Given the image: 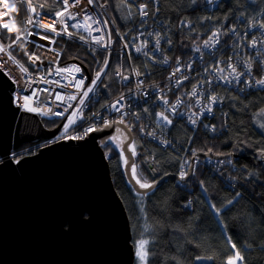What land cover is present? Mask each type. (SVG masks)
<instances>
[{"label":"trees","instance_id":"16d2710c","mask_svg":"<svg viewBox=\"0 0 264 264\" xmlns=\"http://www.w3.org/2000/svg\"><path fill=\"white\" fill-rule=\"evenodd\" d=\"M32 1L44 5L43 11L47 14L59 8L57 0ZM140 3H147L149 11L153 10L151 0H135V4ZM12 5H15L11 7L15 22L19 25L25 14L24 6L18 3ZM157 6L160 7L157 16L166 24V31L172 40L170 55L184 59L208 34L222 27L227 30L237 16L241 15L249 21L262 13L264 0H211V3L209 0H196V3L192 0H160ZM104 11L116 32H124L137 20L136 9H131L132 15L129 17L130 9L122 6L121 0H107ZM261 18L264 20V13ZM181 21H186L187 26ZM8 33V30H4L1 39ZM57 47L62 52L60 65L77 62L86 72H90L91 62L84 48L62 40L57 43ZM14 53L19 57L18 50ZM133 57L131 61L134 66L142 72L151 73L152 68L146 62L139 56ZM120 63L119 55L112 54L109 78L104 80L110 87L99 89V104L122 91L123 88L114 79V71ZM151 74L148 82L157 81L158 76L153 72ZM220 94L225 100V115L216 113L211 119L216 131L193 134L187 126L175 122L169 132V139L177 149L163 150L133 131L137 146L134 158L142 178L146 176L154 180L144 166L148 165L145 160L150 158L159 160L156 165L159 178L177 175L182 160L188 158L191 162L195 150L211 148L209 154L220 157H202L200 155L204 151H197L196 155L208 164L193 160L195 175L191 172L185 182L165 179L154 191L148 192L143 200L145 211L142 219L136 218L141 204L138 194L126 180L120 151L111 143L108 146L110 152L103 147L114 188L129 219L133 246L139 231L146 230L145 238L150 241L146 246L149 264H226L236 250L244 257L243 264H264V161L258 156L259 150L264 149V130L255 125V113L264 108V91L239 95L223 88ZM42 123L46 128L56 125L48 121ZM23 148L26 147L21 145L11 152ZM201 181L205 184L206 192L201 189ZM225 181L235 187L226 186ZM236 192L241 194L239 202L224 207ZM188 201H192L191 207H185ZM212 204L222 209L220 216L213 211ZM231 244H235L236 249L230 251ZM200 257L211 259L205 258V262L200 261Z\"/></svg>","mask_w":264,"mask_h":264},{"label":"water","instance_id":"95a60500","mask_svg":"<svg viewBox=\"0 0 264 264\" xmlns=\"http://www.w3.org/2000/svg\"><path fill=\"white\" fill-rule=\"evenodd\" d=\"M13 91V82L0 72V264H135L129 219L101 143L114 133L54 143L14 162L12 150L52 137L60 125L47 129L37 115L20 111ZM124 134L121 147L127 148L133 133ZM144 166L156 186L168 178L180 180L157 178L149 164ZM124 173L137 193L125 166Z\"/></svg>","mask_w":264,"mask_h":264},{"label":"snow or ice","instance_id":"6c2138e0","mask_svg":"<svg viewBox=\"0 0 264 264\" xmlns=\"http://www.w3.org/2000/svg\"><path fill=\"white\" fill-rule=\"evenodd\" d=\"M87 5L91 6L92 8H104L107 5V0H104V3H101V0H86ZM193 3H196V0H192ZM211 3V0H209ZM26 3V11L31 13L28 16V19L21 24V28L24 29L23 32L17 34L15 37H8L6 41L0 40V54L6 55L7 60L10 61L13 65L17 66L19 68L20 73L22 74L19 78L12 75V72L5 68L4 65L6 61L2 58H0V72H3L5 75H7L13 82V84L17 85V89L14 90L13 95V104L17 108H23L27 112L36 113L40 115H48L49 112L52 113L53 116L57 117H63L65 119V123L62 126V133L64 134V139L67 140H82L88 137L91 133L97 132V131H105V130H111L112 133L108 137L101 138L102 146L105 147L109 152L111 151V148H109V143L116 141L117 137L120 135H123L124 130H127V132L130 134L132 131V125L129 123H126L125 117L127 113L123 110L122 101L124 99L123 95H120L113 103L104 105L106 109H111L113 112L119 113L118 117H114L112 120H105L101 118L98 124H89L88 127L83 128L82 132L77 133L76 135H69V130L73 129L74 126L78 123L79 120H83V111L86 107V101L90 100V94L97 95L99 92V89L101 87L109 88L110 85L105 84L104 80L109 78L110 74V58L112 53L108 52L107 49L111 48L113 40H112V31L109 30V23L108 20H102L98 17H93L88 13V10L86 8H80L78 12H73L71 9L77 8L81 5L82 0H58L59 8L58 9H52V13L55 17L54 20H52L51 23H45L44 22V14L43 9L44 5H33L28 0H25ZM122 6L127 7L130 9L129 11V17H131L132 12L131 9L135 8L136 11L139 14V19L141 25H147V19L146 18H152V19H158L157 13L160 12V7L157 6L160 3V0H151V4L153 5V10L149 11V5L147 3H140L135 4V0H121ZM37 7L41 9V11H37ZM0 15L7 16V12H4ZM79 18V19H78ZM68 21H73V23L69 24ZM91 21V23H89ZM182 24L187 26L186 21H181ZM57 24H59L61 27L58 29ZM92 25H96L95 28L92 27ZM30 26V27H28ZM5 30L10 31L8 23H3L0 25ZM259 28L264 29V23L258 25ZM41 29L44 30V32H41ZM70 29H73L75 31H70ZM83 29V32L81 31ZM232 35L239 36L240 34L237 32L236 28H231L228 30ZM51 32L54 35L49 36L45 33ZM87 32L88 35H84L83 33ZM93 32H100V33H106L108 42L103 43L104 36L101 35L99 37L93 35ZM120 40L123 41V49L125 50V56L127 60L131 61L134 59L132 55V51H129L131 48L136 53H142L147 61H150L152 63H155L157 59H160L158 57H154L152 54L159 53L161 51V40L163 39L166 44L171 46L172 40L170 37H162L159 32L152 33L148 32L147 36L154 37V42H151V48H149L150 41L143 40L140 44H137L136 42L140 40L141 37L145 36V32L143 30L138 29L137 34L129 35L128 32H124L122 35L119 31L116 33ZM220 33L216 32L212 34V38H215V42L219 43V37ZM264 35V33H262ZM60 36H67L69 39H72L73 37L78 38L80 41H83L84 43H93L96 45H99L100 48L105 49V54L102 60H96V63H100L101 67L99 69H93L94 76L91 79L90 83H87V86L85 87L86 82L88 81V77L84 75L83 69L78 64H72L67 66H60L59 59L62 55L61 51H57L54 48L48 47V45H55L57 43L56 37ZM31 37H36L37 39H31ZM247 32H245L244 36H241L240 39L245 40L244 47L248 48L251 47L253 49H256V56L260 55V49L257 46L256 40H247ZM210 38V39H212ZM39 40H44L48 42V45L40 44L38 43ZM24 45V55L28 57L29 60L36 59L40 60L39 55L37 54L38 50H44L46 52H54L55 53V63H49L47 65V72H44V65L41 63V65L38 66L36 69V72L44 73L43 75H36L35 72H29V66H27L25 63H22L20 59L17 58V56H14L12 53L17 45ZM261 44H264V41H261ZM31 45V51L28 50V46ZM209 46V41H205V47ZM239 45L237 44V48ZM144 49H148V51H144ZM92 55L96 56V49L90 50ZM197 52L200 51L199 48L196 49ZM75 59H79V57H74ZM232 57L229 58L231 60ZM161 63L168 64V59L166 56H164L161 60ZM255 59L253 58V54H249V59L245 61L244 64V71H238L237 67L233 65L232 63L227 64V68L231 69L230 75L232 76V79H229L228 76L219 75L220 73H223L225 71L224 68H212V69H206V73L208 72H216L218 74V78L220 80H223L225 84H242L244 87L251 88V87H258L261 90H264V75H259V78H256L253 75V69L252 64L255 63ZM176 63V69L174 72L171 73L169 76V80L175 82V86L179 88L185 79H188L187 76H184L181 78V76H178L177 73H180L182 71L180 67V60L177 59L175 61ZM259 65L261 66V72H264V59H261L259 61ZM187 67L190 69L191 65H187ZM63 73H75L78 75H72L71 79L68 80L67 84H61V80L67 79V77L63 76ZM36 76L35 79H32L33 76ZM55 75L57 77H60L59 80H48V76ZM115 75L117 77L118 81H124L127 82L130 80V76L124 75L123 72L120 70V68L115 69ZM133 75L136 77H139L142 75V72L133 69ZM27 77L28 79H25ZM241 77H245V79H241ZM25 80V85L27 87H20V81ZM44 83V84H55L58 87H64V88H71L73 89L72 93H66L62 94L60 92L55 93L54 97L52 96V90L51 88H32L31 85L35 83ZM143 81H137L136 87L139 88L142 85ZM202 83H208L211 84L212 81L205 80ZM130 86V85H129ZM242 90V89H241ZM24 91H28L29 95L24 96L22 93ZM48 92L51 99L49 100V103H56L59 101L60 103L57 104V107L62 106L61 111L52 112V109L49 108L47 112H41L40 109L36 107H29L28 101L29 100H38L39 97L37 93H43ZM197 87L194 85L191 89V96L197 97ZM161 102L163 105L169 106L166 108V111H171L173 114H175V109L182 103V100L180 98L177 99L175 104L169 105V101L166 97H161ZM222 97L218 98L216 95H211L207 97L208 103L206 104L205 108L201 109L199 111V114L192 113L188 116V119L190 123L195 126L197 125V122L200 118V116H203L205 113L207 115H213V105L216 103H219L222 101ZM196 104L200 103L199 99H196ZM72 110L69 112V110ZM147 112V109L144 110ZM68 114L65 116V114ZM98 115L97 113H93L88 119H92ZM136 116V120H139V115L133 114ZM179 115L183 116L184 113H179ZM257 117H264V108H261L259 113H255ZM195 117V118H193ZM156 119L158 121H163L162 124H158L159 127L164 128L167 126H171L173 121L169 118L168 115L165 114V112H160L156 114ZM114 125H123V128L121 127H114ZM82 127V126H81ZM204 128H209L210 126L208 124L203 125ZM259 127L264 130V123H260ZM211 131L215 132L216 127L213 125L211 126ZM144 129L141 128V132H143ZM148 136H151L152 138L156 139V134L154 132H148ZM160 143L165 145L166 147L171 145V142L168 140H160ZM118 148H120V156L123 160V164L125 168L128 170V173L130 175V178L135 181L136 185H138V188L136 189L138 197H139V203L141 204V207L136 214L137 219H142V214L144 213L143 208V200L144 197L148 195L149 191H154L156 189L157 181L149 180L146 176L141 177L138 173L137 163L132 157H135L137 155L136 151V143L133 140L132 142L128 143L127 148L121 147L119 144L117 145ZM197 151H204L205 155H208L212 152L211 148L208 149H198L193 151L192 157L193 160L196 158V152ZM131 153V156H126L125 153ZM259 158L264 161V149H260L258 153ZM17 163H19V160H16ZM145 163L149 164L150 169L153 173L156 171V165L159 164V160L155 158H150L148 160H145ZM231 163V161H229ZM180 171L178 173L179 179L181 181L186 180V177L189 175L187 171L184 169L192 168V164L189 162L187 158L183 159V161L180 163ZM192 175H195V169L192 170ZM247 175V173H245ZM187 186V185H185ZM201 189L203 191H207L205 184L203 181L200 182ZM234 187V185H232ZM143 190V191H141ZM240 193L236 192L233 197L229 198L227 200V204L224 205V207H227V205H232L234 202L238 203V198L240 197ZM192 201H188L185 204V207H191ZM211 208L216 213L217 216H220L222 209L220 207H217L215 204L211 205ZM135 227V225H134ZM146 231V230H145ZM145 231H139L138 239L134 246V255L137 258L138 264H149V250L146 247L150 241L145 238ZM231 242V241H229ZM236 249L235 244H231V249ZM211 259V257H200V259ZM240 262V264H243L244 257L241 255V252L239 250H236L232 252V254L229 256V258L226 261V264H237V262Z\"/></svg>","mask_w":264,"mask_h":264},{"label":"built area","instance_id":"2783aa9c","mask_svg":"<svg viewBox=\"0 0 264 264\" xmlns=\"http://www.w3.org/2000/svg\"><path fill=\"white\" fill-rule=\"evenodd\" d=\"M58 1V0H57ZM33 5H40L32 0H28ZM21 4L24 6L25 14L21 19V23L18 25L15 22L14 15L12 12V4ZM5 5H8V7H5ZM80 8H86L88 10V13L93 17H98L102 20H108V18L105 15V9L104 8H92L91 6L87 5L86 0H82V3L79 7L71 9L73 12H78ZM0 11L7 12V17L10 19L9 24V31L4 38L1 39V34L4 32L5 29L0 27V40L6 41L8 37H11L13 35L14 37L23 32L24 29L21 28L22 22L26 21L28 19V16L31 14L26 11V3L25 0H0ZM37 11H41L39 7H37ZM151 12V11H150ZM137 13V20L135 23L125 30L124 32H128L129 35L137 34V30H143L145 32V36L141 37L140 40H138L136 43L140 44L143 40L150 41L149 48H151V42H154V37L147 36L148 32L157 33L159 32L162 37H169L167 33V26L166 24L160 19H152V18H146L147 19V25H141L139 14ZM264 13H260L256 17H254L251 20H246L243 16L239 15L237 16L234 21L229 24L227 30H225V27L218 28L212 33L208 34L207 37L199 44H196L194 47V50L192 51V54L184 59H181L180 57L174 58L170 55L172 45L169 46L164 42V40H161V51L159 53L152 54L154 57H158L160 59H157L155 63H152L150 61H147L146 58L142 53H136L131 48L129 51H132V55L139 56L150 68H152L151 73L157 75V81L155 82H148V76L152 75L149 71H141L142 75L139 77H136L133 75V69L139 70L138 67L134 66L132 64V61L127 60L125 56V50L123 49V41L120 40V37L116 34L117 32L114 30L113 24L109 23V30L112 31V46L111 48L107 49L108 52H111L112 54H118L119 59L121 60V63L119 64L118 68L123 72L124 75L130 76V80L127 82L124 81H118L117 77L115 75L114 71V79L116 83L120 84L123 88L122 91L115 96L112 99H109L107 102L100 103L99 104V92L97 95L90 94V100L86 101V107L83 111V120L78 119V123L74 126V130H69V135H76L77 133L82 132L83 128H86L89 126V124H98L101 118L105 120H112L114 117H118L119 113L113 112L111 109H106L104 105L113 103L120 95L124 96L123 101L121 102L123 105V110L125 113H127L125 117L126 123H129L132 125V133L133 131L136 132L141 138L147 139L150 142L154 143L157 147H160L163 150H166L168 148L174 149L176 146L171 142V139H169V132L171 130V127L175 122H179L184 126H187L191 133H196L198 131L201 132H212L211 126L212 122L211 119L214 117L216 113H219L220 115L224 114V98L220 94V89H228L230 91H234L236 94H245L247 92H255V91H264L259 89L258 87H251L247 88L244 87L242 84H225L223 80H220L218 78V74L216 72H208L206 73V69H212V68H224L225 71L223 73H220L219 75L228 76L229 79H232V76L230 75L231 69L227 68L228 63H232L237 67L238 71H244V64L245 61L249 59V54H253V58L255 59V63L252 64L253 69V75L256 78H259V75H264V72H261V66L259 65V61L261 59H264V44H261V41H264V29H261L258 27L259 24L264 23V20L261 18V15ZM44 14V22L45 23H51L52 20L55 19L53 13L47 14L43 11ZM0 17V25L1 24V18ZM158 17V16H157ZM79 19V18H78ZM109 21V20H108ZM69 24L73 23V21H68ZM91 23V21H89ZM59 29L61 26L59 24L56 25ZM30 27V26H28ZM93 28L96 27V25H92ZM231 28H236L237 32L240 34L239 36L232 35L228 30ZM70 31H75L73 29H70ZM83 32V29H81ZM41 32L43 33L44 30L41 29ZM120 33L121 35L124 33ZM219 32L220 35L218 37L219 43L215 42V38H212V34ZM245 32H247V40H256L257 46L260 49V55L256 56V49H253L251 47H244L245 40L240 39L241 36L245 35ZM46 35L52 36L54 35L51 32L45 33ZM84 35H88L87 32L83 33ZM93 35L99 37L101 35L104 36L103 43L108 42L107 34L106 33H100V32H93ZM212 38V39H210ZM31 39H37L36 37H31ZM70 41L74 42L75 44H78L80 47L84 48L87 57L90 60V72H86L84 68L78 64L77 62H71L72 64H78L82 69L84 75L88 77V81L85 84V87L87 86V83H90L91 79L94 76L93 69H99L101 67L100 63H96V60H102L105 54V49L100 48L99 45L93 44L91 42L84 43L83 41H80L78 38L73 37L72 39H69L67 36H60L56 37L57 43L59 41ZM205 41H209V46L205 47ZM38 43L48 45L47 41L39 40ZM57 43L55 45H48V47L54 48L57 51H61L60 48L57 47ZM237 44L239 47L237 48ZM199 48L200 51L197 52L196 49ZM91 49H96V56L94 57L91 53ZM18 50L19 57L17 54L15 55L14 52ZM28 50L31 51V45L28 46ZM144 51H148V49H144ZM14 56H17L18 59L21 60L22 63H25L27 66H29V72H35L36 75H43L44 73L36 72V69L38 68L41 63L44 65V72H47V65L49 63H55L56 57L54 52H46L44 50H38L37 54L40 57V60L31 59L29 60L28 57L24 55V45L20 44L17 45L14 49L13 53ZM166 56L168 59V64L161 63L160 60ZM232 57L231 60L229 58ZM0 58L4 59L6 61L4 67L9 69L12 72V75L19 78L22 74L19 71V68L15 65H13L10 61L7 60V56L0 54ZM179 59L180 60V67L182 71L180 73H177L178 76H181L183 78L184 76H187L188 79H185L183 81V84L177 88L175 86V82L169 80V76L172 72L176 69V63L175 61ZM221 59L223 61H221ZM60 64V59H59ZM70 65V63L60 66H67ZM187 65H191V68L189 69ZM140 71V70H139ZM259 73V75H257ZM63 76L67 77L65 80H61V84H67L68 80L71 79L72 75H78L75 73H63ZM36 76L34 75L32 79H35ZM10 79V78H9ZM25 79H28L25 77ZM48 80H59L60 77H57L55 75L48 76ZM212 81L211 84L208 83H202L205 80ZM241 79H245V77H241ZM11 80V79H10ZM12 81V80H11ZM137 81H143L142 85L137 88L136 84ZM130 85V86H129ZM197 87V97L191 96V89L193 86ZM14 90L17 89V85L13 84ZM20 87H27L25 85V80L20 81ZM32 88H51L52 90V96L54 97L55 93L60 92L62 94L66 93H72L73 89L71 88H64V87H58L55 84H44V83H35L31 85ZM242 89V90H241ZM24 96L29 95L28 91H24L22 93ZM14 91L12 92V99H13ZM39 99L38 100H29L28 106L29 107H36L41 110V112H47L49 108L52 109V112H57L62 110L61 107H57L56 105L60 102L57 101L56 103H49V100L51 97L49 96L48 92L43 93H37ZM211 95H216L218 98H223L221 102L216 103L213 105V115H207L205 113L203 116H200L197 125L193 126L188 116L192 113L199 114V111L203 108H205L206 104L208 103L207 97ZM161 97H166L169 101V105L175 104L177 99L180 98L182 100V103L175 109V114H173L171 111H166V108L169 106L163 105L161 102ZM196 99L200 100L199 104H196ZM147 109V112L144 110ZM20 111H25L23 108H19ZM72 110L70 109L69 112ZM165 112L166 115L169 116V118L173 121L171 126H167L164 128H161L158 126V124H162L163 121H158L156 119V114L160 112ZM27 112V111H25ZM31 113V112H29ZM93 113H97L95 117L92 119H88ZM179 113H184L185 115L181 116ZM35 114L39 117V119L42 121H48L53 122L56 125L54 127H50L47 129H53L57 125H60L58 131L55 135L52 137L44 140L40 139V141L32 144L30 147L23 148L19 150L18 152L10 153V158L16 162V160H20L23 157H27L30 155L36 154L41 148L58 143L61 141H70L67 139H64V134L62 133V126L66 122L63 117H57L53 116L51 112L48 113V115H40L36 113ZM139 115L140 119L136 120V116L133 115ZM68 114L66 113L65 116ZM195 118V117H193ZM208 124L209 128H204L203 125ZM82 126V127H81ZM141 128L144 129L143 132H141ZM148 132H154L156 134V139L152 138L151 136H148ZM83 140V139H82ZM160 140H168L171 142V145L166 147L165 145L160 143ZM72 141H81V140H72ZM177 149V148H176ZM193 158V157H192ZM185 159V158H184ZM188 159V158H187ZM196 161L207 165L208 162L199 156L196 155L195 158ZM1 161V158H0ZM183 161V160H182ZM185 171H188V168L186 167L184 169ZM180 166L177 171V177L179 178ZM224 184L226 186L233 188V184L230 182L225 181ZM235 187V186H234Z\"/></svg>","mask_w":264,"mask_h":264},{"label":"rangeland","instance_id":"374dc122","mask_svg":"<svg viewBox=\"0 0 264 264\" xmlns=\"http://www.w3.org/2000/svg\"><path fill=\"white\" fill-rule=\"evenodd\" d=\"M15 54V53H14ZM13 54V55H14ZM16 55V54H15ZM70 65H72V63H70ZM260 123H264V117H257L256 116V118H255V125L257 126V127H259V124ZM260 128V127H259ZM261 129V128H260ZM126 138H125V136H118L117 137V139H116V141H113V142H110L115 148H117L119 151H120V148H118L117 147V145L119 144L120 146L122 145V142L125 140ZM122 162H123V160H122ZM200 261H205V262H207V260H205V259H199ZM239 262V261H238ZM237 262V263H238ZM135 264H138V261H137V258L135 257Z\"/></svg>","mask_w":264,"mask_h":264},{"label":"bare ground","instance_id":"6f19581e","mask_svg":"<svg viewBox=\"0 0 264 264\" xmlns=\"http://www.w3.org/2000/svg\"><path fill=\"white\" fill-rule=\"evenodd\" d=\"M2 13H4V11H0V14H2ZM0 17H3V15H0ZM8 23V25L10 24V19L9 18H7V17H3V18H1V24H3V23ZM221 61H223L222 59H221Z\"/></svg>","mask_w":264,"mask_h":264},{"label":"flooded vegetation","instance_id":"af4514ba","mask_svg":"<svg viewBox=\"0 0 264 264\" xmlns=\"http://www.w3.org/2000/svg\"><path fill=\"white\" fill-rule=\"evenodd\" d=\"M122 136V135H121ZM123 136H125V134L123 133ZM125 138H126V136H125ZM40 141V140H39ZM125 141V140H124ZM123 141V142H124ZM123 142H122V144H123ZM32 144H34V143H28V144H24L23 146H25V147H30ZM18 152V151H17Z\"/></svg>","mask_w":264,"mask_h":264},{"label":"clouds","instance_id":"9594fccd","mask_svg":"<svg viewBox=\"0 0 264 264\" xmlns=\"http://www.w3.org/2000/svg\"><path fill=\"white\" fill-rule=\"evenodd\" d=\"M5 7H8V5H5ZM12 7L14 8L15 7V5H12ZM199 132V131H198Z\"/></svg>","mask_w":264,"mask_h":264}]
</instances>
